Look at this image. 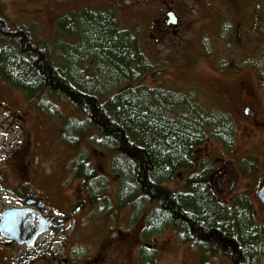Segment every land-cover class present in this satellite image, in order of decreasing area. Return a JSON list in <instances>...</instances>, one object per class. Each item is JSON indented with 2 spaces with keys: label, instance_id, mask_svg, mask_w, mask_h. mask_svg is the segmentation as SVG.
Returning a JSON list of instances; mask_svg holds the SVG:
<instances>
[{
  "label": "trees",
  "instance_id": "obj_1",
  "mask_svg": "<svg viewBox=\"0 0 264 264\" xmlns=\"http://www.w3.org/2000/svg\"><path fill=\"white\" fill-rule=\"evenodd\" d=\"M119 23L114 10L69 12L58 32L75 43L59 52L32 29L10 26L0 11V75L29 101L39 99L40 107H46V97L62 96L81 112L82 120L64 122L61 141L77 147L88 131L114 152L113 168L125 179L120 199L136 209L152 207L147 225L153 234L173 227L180 242L205 251L201 264L219 256L231 264H264V222L252 199L242 194L220 201L211 181L219 165L212 164L213 170L208 161L196 160L197 150L211 140L234 148L231 116L205 106L198 92L141 83L153 63L138 33ZM72 166L98 202L107 180L82 156ZM179 172L186 178L175 191L165 183ZM141 257L156 264L155 250Z\"/></svg>",
  "mask_w": 264,
  "mask_h": 264
},
{
  "label": "rangeland",
  "instance_id": "obj_2",
  "mask_svg": "<svg viewBox=\"0 0 264 264\" xmlns=\"http://www.w3.org/2000/svg\"><path fill=\"white\" fill-rule=\"evenodd\" d=\"M83 9L114 10L122 29L138 33L144 54L154 66L141 83L150 87L160 83L175 91H198L205 106L211 102L217 104L210 96H205L204 100L201 92L206 88L205 83L212 85L210 75L213 73L208 68L213 63L207 59L205 43L204 46L201 44L211 39L208 43L212 49L217 43L216 57L221 46L215 40V28L201 27L209 19L203 17L201 21L193 0H0L1 15L10 26L32 29L59 52H63L67 43H75L58 32L60 19L69 12ZM167 11L174 12L180 19L175 30L165 23ZM198 12L200 16L215 15L211 11ZM243 15L241 11V18ZM218 16V19L214 16V20L221 24L225 14L220 12ZM235 18L238 19L237 11ZM244 28L242 25L241 31ZM251 35L255 36V33ZM256 58L255 61L261 63L259 55ZM262 67L264 69V65ZM38 100L29 101L0 75V215L5 210L21 209L24 197L36 194L38 197L45 195L48 209L55 215L61 216L57 212H64L67 215L65 221L76 218L68 226L67 238H64L65 234L60 239L52 256H43L41 251H29L14 241L7 243L0 239V264H148L142 262L140 253L154 250L156 264H201L205 251L180 242L178 231L173 227L153 234V228L147 225L152 207L143 205L136 209L128 202H122L119 183L124 177L113 168L115 154L101 148L92 132L86 131L77 147L61 141L64 122L71 118L82 120L81 112L62 96L46 97L42 103L46 107H40ZM219 147L214 140L207 142L197 150L196 160L208 161L213 170L215 163L219 167L230 164L239 183L231 195L224 196V200L249 195L255 214L260 222H264V205L256 196L257 189L252 187L258 181H264V159L258 158L255 165L258 170L252 172L251 180L245 159L233 157L234 160L229 162V157L224 156ZM245 148L239 139L235 156L245 158L250 152ZM81 156L91 169L107 180L106 191L98 195V202L83 181L74 175L72 162ZM185 178L186 174L179 172L165 184L178 191ZM77 201L86 207L79 214L76 207L73 208ZM42 208L40 211L46 212V207ZM135 247L141 251L139 256L134 251L136 257L131 254ZM210 263L231 264L222 256Z\"/></svg>",
  "mask_w": 264,
  "mask_h": 264
},
{
  "label": "flooded vegetation",
  "instance_id": "obj_3",
  "mask_svg": "<svg viewBox=\"0 0 264 264\" xmlns=\"http://www.w3.org/2000/svg\"><path fill=\"white\" fill-rule=\"evenodd\" d=\"M193 1L196 14L201 17V21L204 20L203 17L209 19L207 23H202L201 27L203 29L206 27L215 28V40L217 39L221 46L216 57L217 43L212 49L211 46L209 48L208 43L211 39L209 41L204 40L201 44L204 46L205 43L207 59L213 63L211 67L207 65L213 72L210 75L212 85L210 86L209 82L205 83L206 88L201 91L203 99L205 100V96H210L213 100L216 99V105L212 104V102L206 105L212 109L228 113L236 128V144L231 151L223 147L218 141H214L220 146L219 150L223 155L229 157V162L234 160L233 157L239 160L245 159L244 163L246 167H250V169L247 168L251 172V175H247L252 180L254 176L252 172L258 170L255 166L258 158L261 157L260 160L264 159V69L262 67L264 65V0H236L235 2L229 0ZM198 10L211 11L215 14L216 19L219 17L218 14L223 12L225 19L219 24L214 20V16L211 17L206 14H201L200 16ZM236 11L238 19L235 18ZM241 11L244 13L243 18H241ZM170 12L167 11L166 15ZM175 16L177 19L176 27L171 28L167 25L168 28L173 30L178 28L180 20L176 14ZM242 25L245 28L241 31ZM252 33H255V36H252ZM257 55L262 60L261 63L255 61ZM215 63L217 65L216 68L214 67ZM199 94L202 98L201 93ZM239 139L245 145L246 152L250 149L245 158L235 156ZM211 181L220 201L230 203L236 198L234 197L231 201L224 200V196L231 195L232 190L239 183L238 176L235 170H232L230 164L218 167L217 171L212 173ZM252 187L257 189L258 192L264 187V181H258ZM35 195L31 194L29 197H24L21 208L29 207L33 210H39L38 203H41L47 209L46 212L42 213V216L51 221V227L38 238L33 247L28 245L22 247L29 251H41L43 256H52L60 239L65 234L64 238H67L68 226L76 216L71 221H65L67 215L64 212L58 213L56 211L57 214H61V217L48 209L45 195L43 197ZM28 201H34L35 203L28 206ZM78 202L80 201L74 203L73 208L76 207L79 214L86 207L84 203L80 202L79 204ZM58 220H63V222L59 223ZM6 242L8 243V241ZM134 251L139 256L140 252L136 247L132 251V255Z\"/></svg>",
  "mask_w": 264,
  "mask_h": 264
},
{
  "label": "water",
  "instance_id": "obj_4",
  "mask_svg": "<svg viewBox=\"0 0 264 264\" xmlns=\"http://www.w3.org/2000/svg\"><path fill=\"white\" fill-rule=\"evenodd\" d=\"M168 14L169 20L166 23L176 26V18L173 13ZM259 200L264 203V187L258 194ZM34 201H28L27 205L34 204ZM38 208L42 209V204L38 203ZM39 210L26 209H10L5 210L0 220V237L5 240H11L19 245H29L33 247L40 235L50 229L51 223L48 219H44Z\"/></svg>",
  "mask_w": 264,
  "mask_h": 264
},
{
  "label": "bare ground",
  "instance_id": "obj_5",
  "mask_svg": "<svg viewBox=\"0 0 264 264\" xmlns=\"http://www.w3.org/2000/svg\"><path fill=\"white\" fill-rule=\"evenodd\" d=\"M109 7V6H108ZM169 184H171V183H169ZM29 208V207H28ZM252 208V207H251ZM1 216V215H0ZM74 216V215H73ZM257 216V215H256ZM80 218V217H79ZM257 218V217H256ZM81 219V218H80ZM16 243V242H15ZM17 244V243H16ZM21 246V245H20ZM23 259V258H22Z\"/></svg>",
  "mask_w": 264,
  "mask_h": 264
},
{
  "label": "snow or ice",
  "instance_id": "obj_6",
  "mask_svg": "<svg viewBox=\"0 0 264 264\" xmlns=\"http://www.w3.org/2000/svg\"><path fill=\"white\" fill-rule=\"evenodd\" d=\"M169 15H171V14H169Z\"/></svg>",
  "mask_w": 264,
  "mask_h": 264
}]
</instances>
